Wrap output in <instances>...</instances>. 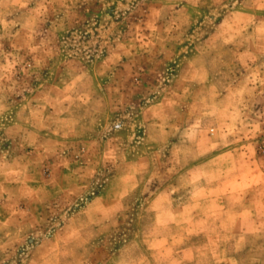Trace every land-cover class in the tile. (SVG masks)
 <instances>
[{
  "label": "rangeland",
  "instance_id": "1",
  "mask_svg": "<svg viewBox=\"0 0 264 264\" xmlns=\"http://www.w3.org/2000/svg\"><path fill=\"white\" fill-rule=\"evenodd\" d=\"M230 149L211 173H264V0H0V264H168L164 192Z\"/></svg>",
  "mask_w": 264,
  "mask_h": 264
},
{
  "label": "crops",
  "instance_id": "2",
  "mask_svg": "<svg viewBox=\"0 0 264 264\" xmlns=\"http://www.w3.org/2000/svg\"><path fill=\"white\" fill-rule=\"evenodd\" d=\"M188 114V111H181L178 117L187 118ZM164 116H166L165 112ZM191 127L188 130L194 131L195 126ZM170 143L181 148L184 145L181 139L170 140ZM210 144L212 148L218 145L217 142H210ZM207 147L209 148V146H200L199 142L196 147L197 152H200L199 156L210 152V148L208 151L204 150ZM197 152L193 159L195 162L192 160L194 168L185 176L181 175L182 178L177 179V182L185 180L188 183L191 182V189L182 190L178 185L174 190L169 189L164 192V199H169V204L164 205V229L179 227L187 232L182 234L176 231L174 234L164 230V251L170 250L168 264H195L202 259L200 252L204 249L209 250V264H264V258L261 255L251 256L250 254L254 247L264 249V192L260 199L256 197V193L264 187V173L260 177H254L252 173L237 177L231 172L222 175L211 173L209 169L217 164L222 166L225 164L227 171L228 169L231 171L233 161L237 162L234 150H226L202 160L199 156L196 157ZM65 178L66 176H53L52 189L54 188L55 191L60 189L63 192L72 190L73 183H65L64 186L59 184V181L63 183ZM255 178L258 182L245 192L242 203L237 204L235 182L253 181ZM60 190L58 192H61ZM89 210L90 206H86L76 212L74 217L81 218ZM25 212V215H21V218L25 216L24 220L19 221L16 218L14 227L10 228L18 236H25L26 232L30 233L37 225L36 212L30 208H27ZM13 217L16 215L11 212L10 218L13 219ZM68 228L69 226L65 225L60 234ZM42 244L47 248L48 254L42 257L33 254L29 258L31 261H45L54 256L56 238L55 240L50 238Z\"/></svg>",
  "mask_w": 264,
  "mask_h": 264
}]
</instances>
